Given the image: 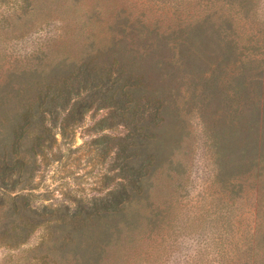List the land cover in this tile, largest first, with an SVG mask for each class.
Returning <instances> with one entry per match:
<instances>
[{
    "label": "trees",
    "instance_id": "1",
    "mask_svg": "<svg viewBox=\"0 0 264 264\" xmlns=\"http://www.w3.org/2000/svg\"><path fill=\"white\" fill-rule=\"evenodd\" d=\"M217 1L104 16L75 51L54 49L60 33L0 63V247L21 264H264V228L231 216L264 187V17ZM95 110L105 191L37 203L41 166L64 155L55 135L68 145Z\"/></svg>",
    "mask_w": 264,
    "mask_h": 264
},
{
    "label": "rangeland",
    "instance_id": "2",
    "mask_svg": "<svg viewBox=\"0 0 264 264\" xmlns=\"http://www.w3.org/2000/svg\"><path fill=\"white\" fill-rule=\"evenodd\" d=\"M183 1L190 0H0V63L5 60L12 61L13 57H9V54L28 51L41 41L52 39L60 33L65 37L54 49L60 51L64 44L70 43V48L75 51L76 41L88 34L90 29H96V21L101 17L116 13L141 17H170L172 5ZM254 1L257 14L254 16L253 27L264 17V0ZM215 5L213 9L222 6L223 11L228 7L226 0H218ZM233 17L239 24L245 22L239 10L233 13ZM3 53L7 56L3 57ZM104 114V111L99 110L86 114L83 122L73 130L68 145L63 143L60 134L55 135L53 150L64 155L59 163L41 166V171L34 179L35 183L39 184L36 190L50 192L47 196L38 195L35 198L37 203L57 204L68 199L69 195L87 197L105 191L103 176L108 163L105 166L103 161H100L98 151L91 143V140L99 135L95 123ZM203 162L201 152L197 155L193 169L192 195L201 194L203 191L202 185L208 176ZM245 190L248 192V199L232 210V220L243 228H264V187H259L257 194L254 187L246 186ZM41 235V229L35 231L20 249H27L38 243ZM21 252L0 247V264H21Z\"/></svg>",
    "mask_w": 264,
    "mask_h": 264
}]
</instances>
